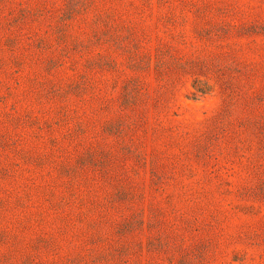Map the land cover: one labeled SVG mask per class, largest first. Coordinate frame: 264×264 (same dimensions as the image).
I'll list each match as a JSON object with an SVG mask.
<instances>
[{"label": "rangeland", "instance_id": "1", "mask_svg": "<svg viewBox=\"0 0 264 264\" xmlns=\"http://www.w3.org/2000/svg\"><path fill=\"white\" fill-rule=\"evenodd\" d=\"M0 264H264V0H0Z\"/></svg>", "mask_w": 264, "mask_h": 264}]
</instances>
